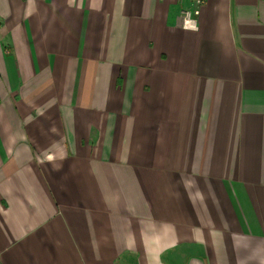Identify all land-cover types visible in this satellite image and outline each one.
Here are the masks:
<instances>
[{
	"label": "crops",
	"instance_id": "crops-1",
	"mask_svg": "<svg viewBox=\"0 0 264 264\" xmlns=\"http://www.w3.org/2000/svg\"><path fill=\"white\" fill-rule=\"evenodd\" d=\"M0 0V264H264V0Z\"/></svg>",
	"mask_w": 264,
	"mask_h": 264
},
{
	"label": "built area",
	"instance_id": "built-area-1",
	"mask_svg": "<svg viewBox=\"0 0 264 264\" xmlns=\"http://www.w3.org/2000/svg\"><path fill=\"white\" fill-rule=\"evenodd\" d=\"M205 3V0H190L188 7L179 9V16L184 24H192L195 22L199 8Z\"/></svg>",
	"mask_w": 264,
	"mask_h": 264
}]
</instances>
